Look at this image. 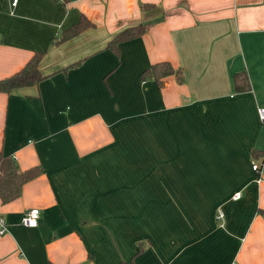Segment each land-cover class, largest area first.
Here are the masks:
<instances>
[{
    "label": "crops",
    "instance_id": "0c3cea01",
    "mask_svg": "<svg viewBox=\"0 0 264 264\" xmlns=\"http://www.w3.org/2000/svg\"><path fill=\"white\" fill-rule=\"evenodd\" d=\"M11 1L0 80L34 52L44 79L0 93L1 155L39 170L0 202V264H264V177L251 168L264 150V0ZM81 18L92 26L52 44ZM148 23L118 56L107 49ZM160 62L183 83L141 79ZM29 209L33 228L20 224Z\"/></svg>",
    "mask_w": 264,
    "mask_h": 264
},
{
    "label": "trees",
    "instance_id": "16d2710c",
    "mask_svg": "<svg viewBox=\"0 0 264 264\" xmlns=\"http://www.w3.org/2000/svg\"><path fill=\"white\" fill-rule=\"evenodd\" d=\"M152 7L153 6L151 5L141 6L143 10H148ZM151 24L153 23L142 24L125 30L107 44V49H110L116 56H118L119 44L141 37ZM91 26L92 25L88 21L81 18L77 24L71 26L65 31H62L59 34L60 37L57 40H53L52 44L56 45L71 39ZM42 54L43 53L41 52H34L19 71L5 79L0 80V93L5 94L14 89L34 86L44 79L38 71V63ZM169 76H174L178 83H183L184 79L181 70L173 68V66L168 62H160L151 65L148 69L142 72L141 79L154 80L160 86L162 84V80ZM232 80L236 92L241 93L249 91L250 86L246 74H234ZM252 156L255 159L264 160V150L258 152L253 151ZM38 174L39 170L35 168L24 172L18 171L13 161H11L8 157H3L0 153V202L2 204H6L15 200L19 196L22 184L36 177Z\"/></svg>",
    "mask_w": 264,
    "mask_h": 264
},
{
    "label": "built area",
    "instance_id": "2783aa9c",
    "mask_svg": "<svg viewBox=\"0 0 264 264\" xmlns=\"http://www.w3.org/2000/svg\"><path fill=\"white\" fill-rule=\"evenodd\" d=\"M16 0L11 1V5L14 6ZM257 116L261 126L264 128V107L257 108ZM252 170L256 173L257 179L256 182L260 184L263 181L264 177V160L262 162L253 161L251 165ZM240 199V193H236L233 196V200ZM38 217V210L37 209H29L25 211L20 219V224L26 228H33L36 225V219ZM223 220V213L221 211L217 212L216 221L221 222ZM5 231V224L4 221L0 218V234H3ZM236 264V263H232Z\"/></svg>",
    "mask_w": 264,
    "mask_h": 264
},
{
    "label": "rangeland",
    "instance_id": "374dc122",
    "mask_svg": "<svg viewBox=\"0 0 264 264\" xmlns=\"http://www.w3.org/2000/svg\"><path fill=\"white\" fill-rule=\"evenodd\" d=\"M218 225H219V222H216ZM217 224H215L217 227H218V225Z\"/></svg>",
    "mask_w": 264,
    "mask_h": 264
}]
</instances>
